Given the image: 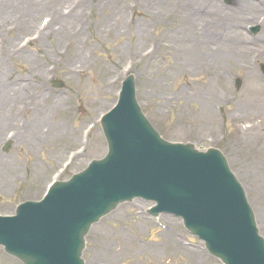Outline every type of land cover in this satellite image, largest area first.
Masks as SVG:
<instances>
[{
  "label": "rangeland",
  "instance_id": "1",
  "mask_svg": "<svg viewBox=\"0 0 264 264\" xmlns=\"http://www.w3.org/2000/svg\"><path fill=\"white\" fill-rule=\"evenodd\" d=\"M192 17L194 33L183 36L180 19ZM255 26L256 34L249 29ZM186 38L193 53L183 47ZM78 47L85 62L74 55ZM262 65L264 0H0V163H7L0 215L42 200L53 182L107 154L101 118L134 75L139 105L165 140L222 152L264 238V197L233 151L238 129L248 125L239 116L264 109ZM57 81L63 89L52 86ZM14 86L22 99L28 95L23 104L31 98L48 108L55 121L41 122L42 133L34 104H6ZM259 90L262 100L250 106ZM54 102L58 110L49 109ZM152 206L127 202L95 224L85 264H222L182 220L151 217ZM0 264L22 262L0 247Z\"/></svg>",
  "mask_w": 264,
  "mask_h": 264
},
{
  "label": "water",
  "instance_id": "2",
  "mask_svg": "<svg viewBox=\"0 0 264 264\" xmlns=\"http://www.w3.org/2000/svg\"><path fill=\"white\" fill-rule=\"evenodd\" d=\"M102 128L104 159L54 184L43 201L0 217V245L9 255L23 264H85L91 227L120 204L143 199L156 204L151 216L182 219L223 264H264V239L225 157L215 149L199 152L163 140L142 113L133 76L123 83Z\"/></svg>",
  "mask_w": 264,
  "mask_h": 264
},
{
  "label": "bare ground",
  "instance_id": "3",
  "mask_svg": "<svg viewBox=\"0 0 264 264\" xmlns=\"http://www.w3.org/2000/svg\"><path fill=\"white\" fill-rule=\"evenodd\" d=\"M193 20V17L191 18ZM118 25H120V23H117ZM123 25V23H121ZM121 26V25H120ZM179 27L180 28H184L185 32L184 34H188V36L192 33H194V20L191 22L189 19L183 18L182 20L180 19V23H179ZM187 41L188 39L186 38V43L185 45L183 44V47L187 48V49H191L192 53L193 50H195V46H188L187 45ZM188 46V47H186ZM198 52L200 53H207L208 51L206 50V48L201 47ZM74 55L77 57L78 61H86L85 58V54H84V50L81 49L80 47L75 49ZM195 55V54H194ZM253 56V54H251ZM250 55V56H251ZM12 87V85H11ZM14 89H10L9 91L12 92L10 95V98H8L6 95H4V99L6 100V104H9V102H12V99L15 101H19V106H17V108L20 110L22 109V107H20V105H27L29 104L30 106L32 104H34V108L35 110H39L41 113H43L41 116L39 113V118L37 117L36 120L38 119V123H37V128H35V130L39 133L43 132L44 127H46L45 125H43V123L41 124V122H47L50 123L51 121H55L53 119V117H48L47 113L49 112V110H47L48 108H46L44 105L41 104V101L35 102L34 99L30 100L31 98H29L28 103L27 104H23V102L26 100L25 95L22 99V92L19 90V88H17L16 86L13 87ZM262 92L259 90L256 92V95H254L252 98H249L248 104H250V106L252 105V103H259L260 99H261V95ZM211 99H209V102H207L209 105H211V102L215 101V99L213 98V96H210ZM8 99V100H7ZM22 100V101H21ZM262 100V99H261ZM57 101V100H56ZM32 102V103H31ZM4 103V102H3ZM28 105V106H29ZM27 106V107H28ZM206 106V104H205ZM16 105L13 106V108H15ZM60 107V103H56L54 102V104L51 106V110H58ZM213 107V105H212ZM4 109V108H3ZM3 109L1 111V113H3ZM239 119L242 120V122L247 123L248 125L241 127L238 129L239 131V141L237 142L236 145H234V154L239 158H241V162L243 165V172L247 173L249 172V176L252 177V182L255 185V188L257 190H259L260 194L264 197V109L263 110H257L253 111L250 113V111L248 113H245L243 116H239ZM52 122V124H53ZM36 124V123H35ZM53 126L54 128H59L61 126V124L56 123ZM50 127V126H49ZM52 128H48L46 129L45 133L43 134L42 137H44L45 135L47 136V134H49V131ZM6 166V167H5ZM0 181H3L6 179L5 175H6V170H7V163H0ZM9 170V169H8Z\"/></svg>",
  "mask_w": 264,
  "mask_h": 264
}]
</instances>
